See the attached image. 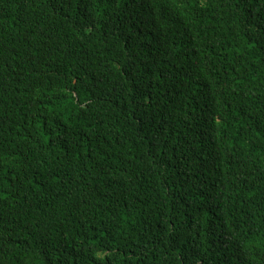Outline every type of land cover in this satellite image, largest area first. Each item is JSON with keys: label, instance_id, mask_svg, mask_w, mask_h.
I'll list each match as a JSON object with an SVG mask.
<instances>
[{"label": "trees", "instance_id": "16d2710c", "mask_svg": "<svg viewBox=\"0 0 264 264\" xmlns=\"http://www.w3.org/2000/svg\"><path fill=\"white\" fill-rule=\"evenodd\" d=\"M0 264H264V0H0Z\"/></svg>", "mask_w": 264, "mask_h": 264}]
</instances>
